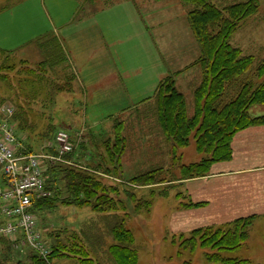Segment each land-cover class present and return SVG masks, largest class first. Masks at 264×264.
I'll return each instance as SVG.
<instances>
[{
  "label": "rangeland",
  "instance_id": "1",
  "mask_svg": "<svg viewBox=\"0 0 264 264\" xmlns=\"http://www.w3.org/2000/svg\"><path fill=\"white\" fill-rule=\"evenodd\" d=\"M247 1L211 0L219 9ZM1 6L5 7L2 11L8 10L1 20L12 26L8 34L2 36L14 32L16 37L0 44L1 48L12 52L13 63L37 66L51 53L49 49L42 50L40 42L56 36L86 86L84 91L75 83L72 93L63 88L64 91L55 96L53 110L47 111L44 118L40 117V104L31 105L29 121L34 126L23 130L12 126L20 151L31 147L33 154L29 155L52 157L46 150L52 147L56 151L54 141L42 142V136L49 127L55 126L71 135L72 167L95 169L100 163L105 166V144L113 141V126L116 122L125 124L126 148L119 168L106 167L108 173L99 171L105 174L99 176L104 183L118 189L114 197L123 202L125 213L120 210L116 214H100L89 208L66 206L35 213L38 231L49 254L54 242L49 235L60 231L80 236L85 228L81 237L90 258L95 264H115L109 257L108 247L114 242L110 233L112 220L118 216L133 234L138 264H217L207 259V255L217 251L200 247L191 251L183 248L181 241L188 239L195 229L224 228L225 220L236 217L235 214L245 215L244 211L237 213L231 208L229 200L237 199L239 204H245L256 192L263 207L247 213L261 214L253 222L248 240L240 250L220 254L225 258L264 264V177L259 176L256 187L249 185V181L229 180L181 185L176 182L181 180L180 166L199 163L207 155L196 151L193 136L187 147L176 148L173 154L172 143L162 135L156 122L153 98L157 86L177 71H181L178 77L174 76L177 89L185 97L188 116L193 114V92L200 82V68H185L199 57L200 46L188 23L191 5L180 0H2ZM33 24L37 25V30L31 32ZM230 44L243 56L253 57L251 75L264 61V0H258L257 11L240 24ZM54 68L50 74L51 91L53 84L62 85V81H57L62 69ZM9 77L13 78L12 74ZM251 79L258 83L264 81V77ZM12 83H16L15 80ZM4 85L6 83H0V106L1 101L6 107L23 104L22 100L16 102L12 96L8 97ZM31 87L23 83L22 91L28 94ZM11 89L14 90L13 86ZM49 115L53 117L52 122ZM249 115H264V105L252 107ZM3 118L0 110V120ZM236 152L239 155L234 157V162H222L211 167V171L241 166L242 149ZM47 164L48 160H42L44 170ZM152 170H159L155 175L156 182L160 181L158 184L146 187L129 184L132 178ZM61 185L59 182L62 188ZM188 191L195 201L209 200V206L187 208ZM130 196H134L133 199ZM137 207L141 209L139 213ZM87 226L93 228L89 230ZM87 230L94 231L95 236ZM7 242L11 251L0 241V264L29 261L33 251L17 246L14 241ZM78 263L77 259L53 261V264Z\"/></svg>",
  "mask_w": 264,
  "mask_h": 264
},
{
  "label": "trees",
  "instance_id": "2",
  "mask_svg": "<svg viewBox=\"0 0 264 264\" xmlns=\"http://www.w3.org/2000/svg\"><path fill=\"white\" fill-rule=\"evenodd\" d=\"M180 1L193 7L188 12V23L200 46V54L192 66L200 68L201 80L193 92V114L188 116L185 97L177 89L174 77L164 78L153 98L155 118L162 135L172 143L173 154L176 148L187 147L190 137L193 136L196 151L206 154L207 158L199 163L180 166L181 180L176 182L208 176L214 164L232 160L231 142L237 133L251 127L264 126V115H249L252 107L264 105V81L258 83L251 79L253 77L259 80L264 77V61L249 75L253 57L243 56L239 49L230 44V38L240 24L257 11L258 0H248L222 9L216 7L211 0ZM50 39L52 40L40 42L42 50L51 51L49 58L35 67H28L25 62L13 63L11 54L0 49V83H6L4 86L8 97L12 96L16 102L23 101V104L17 103L11 107L13 115L10 122L13 127L16 125L15 129L19 127L23 130L34 126L29 121L31 105L40 104V117L44 118L47 111L53 110L55 96L65 89L71 91L73 74L65 69L61 70L57 79L62 81V85L53 84V91L49 89V84H52L50 74L56 69L54 67L58 68L59 64L66 61L59 42L54 37ZM10 74L13 78L9 77ZM12 80L16 83H12ZM23 83L33 86L28 94L22 91ZM12 86L14 90L11 89ZM1 102L3 106L4 102ZM49 116L52 122L53 117ZM124 125L123 122H116L113 126V141L105 144V166L100 163L95 169L72 167V153L63 155L60 161L46 159L48 164L46 170L42 166V177L44 191L49 195L34 199L31 213L35 215L41 210H54L59 206L89 208L100 214H116L120 210L125 213L123 202L114 197L118 195V189L107 185L99 177L105 175L99 172L101 170L108 173L106 167L119 168L120 158L126 148ZM58 131L60 129L55 126L49 127L43 133L42 142L54 141ZM15 153L17 156H27L33 154V149H18ZM46 154L58 157L57 151L52 147H47ZM158 171L140 174L132 178L129 184L142 187L158 184L160 181L157 183L155 178ZM0 180L4 188L9 187L4 175H0ZM59 182L62 183V188ZM130 197L133 199L134 196ZM203 204L189 201L187 208H199ZM138 209L139 207L136 209L137 213L141 211ZM257 218L256 215H250L225 223L224 228L208 226L195 229L188 239L181 241V246L191 251L197 247L215 250L217 252L207 255V259L217 264H252L248 260L225 258L220 252L240 250L248 240L250 228ZM112 222L110 233L114 242L108 247L109 257L115 264H138V254L133 249L135 239L125 227L124 219L117 216ZM84 229L80 236L77 233L66 235V232L60 231L49 235L54 242L49 247L50 254L46 259L33 252L29 255L28 262L18 264H53L55 259H77L78 264H95L82 241ZM89 230L88 233L92 232L93 235L94 231ZM0 241L11 251V245L6 238L1 237Z\"/></svg>",
  "mask_w": 264,
  "mask_h": 264
},
{
  "label": "built area",
  "instance_id": "3",
  "mask_svg": "<svg viewBox=\"0 0 264 264\" xmlns=\"http://www.w3.org/2000/svg\"><path fill=\"white\" fill-rule=\"evenodd\" d=\"M5 119L0 122V175H4L9 187L0 188V236L24 246L46 259L49 251L43 244L35 216L31 213L34 199L46 197L43 182L42 160L60 161L63 155L74 150L71 135L60 130L54 144L58 157L46 155L17 156V140L9 120L11 107L0 109Z\"/></svg>",
  "mask_w": 264,
  "mask_h": 264
},
{
  "label": "crops",
  "instance_id": "4",
  "mask_svg": "<svg viewBox=\"0 0 264 264\" xmlns=\"http://www.w3.org/2000/svg\"><path fill=\"white\" fill-rule=\"evenodd\" d=\"M1 3H2V0H0V41H13V39L16 37L14 32H10L9 36L8 35L2 36L4 33L8 34L7 31H9L12 28V26L8 25L7 22L1 20V17L4 14L8 13V10L2 11L3 8L5 9V7H2ZM37 9L39 10V8H37ZM32 11L35 12L34 10H32ZM26 13H32V12L27 11ZM37 13H40V12H37ZM36 20L38 21V19H36ZM14 22H15V20H13L12 23L14 24ZM33 27L30 26L31 32L34 30H37L36 29L37 25L33 24ZM25 37H26V35H25ZM33 37L34 36H31L30 38H33ZM30 38H27V40ZM44 38H46V36H44ZM54 38L59 42L61 49L63 51V54L65 56V59H66V61L63 62V64H59L58 68L62 69V70L65 69L69 74H73V81L71 83V91H68L67 93H72L74 91L73 89H74L75 83H78L79 87H81L84 91H86L85 84L81 81L79 74L76 72L72 62L69 59V56L65 53V50H64L61 42L59 41V39L56 36ZM33 39H35V38H33ZM0 49L2 51H5L6 53H9L12 55V52L5 50V48H1V44H0ZM195 61H193L191 64H189L185 69L187 70L188 68H190ZM180 73H181V71L175 72L173 77L174 76L178 77L180 75ZM97 78L102 79V77H97ZM200 80H201V75H200ZM175 84L177 87L176 80H175ZM92 87L93 86L91 83L90 88H92ZM144 102H145V100H144ZM231 148L233 151V157H232V160L229 161L228 163L234 162V157L237 154L239 155V153L236 151H240V149H242V155L240 154V158H242L243 164L241 166H235V168L231 167L229 169H218L216 172H212L211 170L215 165L221 164V163H217V164H214L212 166L208 176L203 177V178L193 179V180L182 181V182H180V183H182L181 185H183V186L184 185H190V184L192 185V184H196L198 182H204L207 180H210V181H213V180H220V181L229 180L232 182L241 181L244 183L249 181V185H253L254 187H256V181H257V179H259V176L264 177V126L251 127V128H248L244 131L237 133L231 142ZM72 157L74 159V156H72ZM0 188H4L2 186L1 180H0ZM187 196H188L187 198L189 199V201H191L193 203H196V202L204 203L202 208L209 206V200H196L195 201L192 199V197H191L192 194L189 191H188ZM229 201H230L229 206L231 208L236 209L237 213H241L244 211L245 215L240 216V214H235L236 217L229 218V219L225 220L226 221L225 223L233 221L237 218L246 217V216H250V215H256L259 218L261 215V214H258L259 212L254 213V214H247V213H250L251 211L256 210L257 207H258V209L262 210V207H263L262 206V199H260V196L256 192L253 195H250L248 202H246L245 204H244V202H242V204H239L240 201H238L237 199H235V201L234 200L233 201L229 200ZM248 205H249V207H247ZM2 220H3V218L0 216V222Z\"/></svg>",
  "mask_w": 264,
  "mask_h": 264
}]
</instances>
